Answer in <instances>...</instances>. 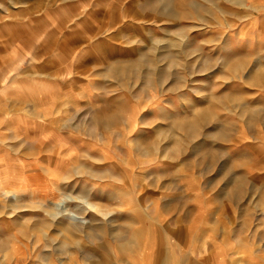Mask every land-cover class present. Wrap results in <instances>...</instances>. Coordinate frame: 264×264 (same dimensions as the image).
<instances>
[{"label":"rangeland","instance_id":"1","mask_svg":"<svg viewBox=\"0 0 264 264\" xmlns=\"http://www.w3.org/2000/svg\"><path fill=\"white\" fill-rule=\"evenodd\" d=\"M258 200L264 0H0V264L264 258Z\"/></svg>","mask_w":264,"mask_h":264},{"label":"crops","instance_id":"2","mask_svg":"<svg viewBox=\"0 0 264 264\" xmlns=\"http://www.w3.org/2000/svg\"><path fill=\"white\" fill-rule=\"evenodd\" d=\"M258 204L261 206L264 204V201L258 200ZM242 233V231H240ZM226 244H218L217 250H212L210 252V258L206 260L192 261V264H264V258H243V259H233L230 260L227 258V248Z\"/></svg>","mask_w":264,"mask_h":264}]
</instances>
